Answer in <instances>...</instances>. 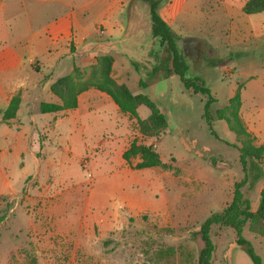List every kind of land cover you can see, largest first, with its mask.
Returning <instances> with one entry per match:
<instances>
[{
    "label": "rangeland",
    "instance_id": "1",
    "mask_svg": "<svg viewBox=\"0 0 264 264\" xmlns=\"http://www.w3.org/2000/svg\"><path fill=\"white\" fill-rule=\"evenodd\" d=\"M191 2L192 16L184 15V0L164 3L159 13L180 37L177 44L188 64L187 76H200L216 99L210 107L211 126L204 116L207 96L183 86L171 71L169 53L152 37V52L130 58L131 66L123 79L134 94L152 99L165 123L150 120L151 112L145 106L139 108L143 125L122 111L118 115L97 110L93 116L100 131H110L92 134L91 142L111 139L112 148L81 150L74 146L75 154L67 156L60 166V178L79 183L86 192L95 183L111 181V188L115 185L108 202L113 206L109 221L84 219L82 215L77 222L80 225H35L39 219L37 210L24 202V194L0 195V264H198L202 248L198 231L208 217L231 203L235 183L246 178L242 192L250 199L252 212H257L258 192L264 187V153L257 159L250 156L244 169L240 149L263 145L254 136H238L225 120L218 118L217 111L226 109L224 115L232 118L234 106L230 101L238 89L242 96L245 87L247 106L250 97L264 90V80L257 77L250 81L252 75L262 72L251 66H257L254 61L264 62V36H256L243 54L236 53L240 48L230 44L228 32L224 31L227 23L223 27L214 21L222 10L217 1ZM56 12L57 8L51 6L46 17ZM147 13L150 17L149 9ZM96 40L86 38L83 45ZM67 45L77 49L71 39ZM98 57L87 69L80 68V81L89 78ZM121 65L124 64H118L115 74H119ZM241 120L246 127L242 116ZM134 140L153 144L169 168L136 169L139 157L127 162L123 152ZM88 174L93 176L91 183ZM106 190L107 184L102 192ZM124 195L133 199L132 205L116 209ZM105 201L96 205L97 213L103 210ZM84 225L93 226L85 230ZM100 225L110 227L103 229ZM263 230V221L256 218L247 222L243 236L264 264ZM211 237L215 244L212 264H253L235 244L236 235L230 227L214 226Z\"/></svg>",
    "mask_w": 264,
    "mask_h": 264
},
{
    "label": "crops",
    "instance_id": "2",
    "mask_svg": "<svg viewBox=\"0 0 264 264\" xmlns=\"http://www.w3.org/2000/svg\"><path fill=\"white\" fill-rule=\"evenodd\" d=\"M191 1L184 0V15L194 13ZM215 1L222 10L214 21L223 27L227 23L224 31L230 44L240 48L236 53L243 54L256 36H264V11L244 13L246 0ZM169 3L171 0L165 4ZM51 6L57 8V14L47 18ZM148 9L142 0H0V195L24 194V202L37 210L35 225H80L77 222L82 215L84 219L109 221L113 206L108 202L115 185L111 188V181L105 183L108 190L102 192L105 184L95 183L86 192L79 183L61 179L60 166L67 156L75 154L74 146L81 150L112 148L111 139L91 142L92 134L110 131H100L93 115L97 110L119 115L120 108L108 94L95 88L80 93L73 109L42 114L39 106L43 101L60 103L51 91L52 84L71 74L74 67L87 69L101 54L113 56V76L126 84L123 77L130 69L129 59L152 52ZM86 38L97 40L83 45ZM70 39L77 49L68 47ZM254 62L257 66L251 68L262 72L252 75L250 81L257 77L264 80V62ZM119 63L124 65L115 74ZM16 95L21 98L16 118L2 121L1 111ZM250 98L249 106L245 105L244 87L241 116L248 132L264 147V90ZM65 143L67 146H62ZM104 199L103 210L97 213L95 207ZM132 200L124 195L115 208L129 207ZM84 226L91 230L93 225Z\"/></svg>",
    "mask_w": 264,
    "mask_h": 264
},
{
    "label": "trees",
    "instance_id": "3",
    "mask_svg": "<svg viewBox=\"0 0 264 264\" xmlns=\"http://www.w3.org/2000/svg\"><path fill=\"white\" fill-rule=\"evenodd\" d=\"M150 6V15L152 20V35L157 38L160 45L165 47L170 55L171 71L178 76L183 86L192 90L194 94H202L207 96L204 105V116L206 122L211 126L210 107L216 99L211 94V89L206 86L205 81L200 76L188 77V64L178 48V40L180 37L172 30L168 22L159 13V8L166 0H142ZM264 11V0H246L243 6V12L246 14H254ZM222 59L219 61L221 62ZM114 58L110 54L98 57L96 65L90 70L89 78L80 81L82 70L74 67L71 74L58 78L51 86V91L60 99V103L46 102L40 103L39 111L42 114L55 113L67 109H73L78 106V95L90 88H95L108 94L118 105L120 110L129 116L136 118L140 125L144 121L139 117L138 108L145 106L150 110V120H154L157 124H164L165 117L158 113L157 107L152 99L145 94H134L125 83H119L113 76ZM214 65V64H213ZM216 66V65H214ZM218 66V65H217ZM234 106L233 117L229 118L224 115V110H218L217 116L221 120H225L230 129L238 136H246L251 138L241 120L240 109L242 106V96L240 89L237 90L231 101ZM21 98L16 95L12 98L9 106L1 111L2 121L9 122L16 118L20 107ZM229 108V107H228ZM212 134L217 136L216 132L211 130ZM253 139V138H252ZM243 147L240 149V161L245 169L247 159L260 158L264 153L263 146ZM255 153H254V151ZM140 158L136 164V169H147L154 167L169 168L165 164L153 144L146 145L138 143V140L132 141L129 148L124 152L123 158L129 162L133 158ZM253 160V159H252ZM255 160V159H254ZM247 182L246 178L235 183L234 194L231 203L221 212L213 213L201 225L198 235L200 237L202 248L198 256V264H212L215 244L211 237L212 228L214 226L230 227L235 232V244L249 256L253 264H263L262 258L256 253L252 243L243 236L245 225L253 219H260L264 223V188L260 192L259 206L256 213L252 212L251 201L244 197L242 187ZM264 233V230H263Z\"/></svg>",
    "mask_w": 264,
    "mask_h": 264
},
{
    "label": "built area",
    "instance_id": "4",
    "mask_svg": "<svg viewBox=\"0 0 264 264\" xmlns=\"http://www.w3.org/2000/svg\"><path fill=\"white\" fill-rule=\"evenodd\" d=\"M88 179H89L90 183L93 182V176L91 174H88Z\"/></svg>",
    "mask_w": 264,
    "mask_h": 264
}]
</instances>
